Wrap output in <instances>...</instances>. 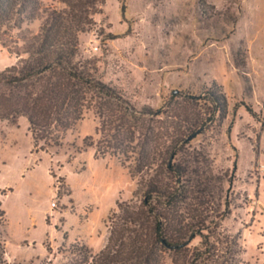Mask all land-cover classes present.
<instances>
[{"label":"rangeland","instance_id":"obj_1","mask_svg":"<svg viewBox=\"0 0 264 264\" xmlns=\"http://www.w3.org/2000/svg\"><path fill=\"white\" fill-rule=\"evenodd\" d=\"M42 1L67 8L64 0ZM100 1L93 24L80 34V58L96 62L100 78L132 104L158 109L213 83L225 92L226 118L198 134L190 149L212 161L224 197L233 179L231 214L221 231L228 240L240 236L238 264H264V0ZM16 62L0 41V71ZM98 125L95 111L86 110L62 146L35 148L26 117L0 120L6 264H63L77 242L97 253L118 202L142 198L139 176L118 157L98 156L86 145V137L99 138ZM230 249L221 245L217 253L228 258ZM166 264H174L169 254Z\"/></svg>","mask_w":264,"mask_h":264},{"label":"trees","instance_id":"obj_2","mask_svg":"<svg viewBox=\"0 0 264 264\" xmlns=\"http://www.w3.org/2000/svg\"><path fill=\"white\" fill-rule=\"evenodd\" d=\"M64 2L67 8L58 9L42 0H0V41L17 57L0 71V120L26 117L35 148L60 147L85 111L94 110L99 138L86 137V145L98 156L118 157L139 176L142 198L118 202L102 249L93 253L74 243L63 264H166L168 254L174 264H238L240 236L228 240L221 231L231 214L233 179L224 197L212 161L190 149L198 134L226 118L225 92L213 83L158 109L138 108L100 78L96 62L80 58V34L93 24L101 1ZM35 20H41L37 31L24 27ZM1 225L0 264H6ZM196 238L200 244L192 246ZM221 245H231L230 257L218 255Z\"/></svg>","mask_w":264,"mask_h":264},{"label":"built area","instance_id":"obj_3","mask_svg":"<svg viewBox=\"0 0 264 264\" xmlns=\"http://www.w3.org/2000/svg\"><path fill=\"white\" fill-rule=\"evenodd\" d=\"M56 206V203L55 202H53V204H52V207H55Z\"/></svg>","mask_w":264,"mask_h":264}]
</instances>
